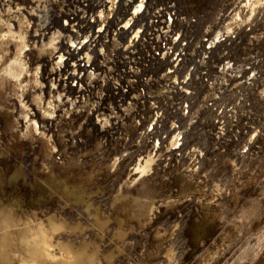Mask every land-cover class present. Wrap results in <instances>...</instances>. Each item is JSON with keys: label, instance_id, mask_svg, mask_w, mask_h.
Segmentation results:
<instances>
[{"label": "rangeland", "instance_id": "1", "mask_svg": "<svg viewBox=\"0 0 264 264\" xmlns=\"http://www.w3.org/2000/svg\"><path fill=\"white\" fill-rule=\"evenodd\" d=\"M211 1L185 3L202 8ZM15 2L61 10L50 0ZM21 41L0 36V208L24 222L50 216L65 222L67 229L57 236L97 250L102 264H264L262 149L236 167L226 161L215 175L189 172L188 160L160 168L150 156L132 167L117 163L106 132L86 109L70 106L63 83L44 80L47 95L62 101L55 116L35 103L42 54ZM8 46L9 57L18 51L30 58L32 70L22 85ZM51 49L44 54L46 77L58 78L59 60ZM34 111L48 120V136L27 129ZM147 160L152 169L136 176L134 168Z\"/></svg>", "mask_w": 264, "mask_h": 264}, {"label": "built area", "instance_id": "2", "mask_svg": "<svg viewBox=\"0 0 264 264\" xmlns=\"http://www.w3.org/2000/svg\"><path fill=\"white\" fill-rule=\"evenodd\" d=\"M50 1L65 36L60 83L117 163L188 160L215 175L264 156V0Z\"/></svg>", "mask_w": 264, "mask_h": 264}, {"label": "bare ground", "instance_id": "3", "mask_svg": "<svg viewBox=\"0 0 264 264\" xmlns=\"http://www.w3.org/2000/svg\"><path fill=\"white\" fill-rule=\"evenodd\" d=\"M42 1L40 0L39 3ZM60 15L61 10L56 11L50 8V5L41 9V5H38V3L37 6H33L32 4L22 5L20 2H15V0L0 1V36H10L15 40L20 38L22 40L21 44L24 43V47H29V50L38 48L42 54L36 67L40 75H37L38 79L36 81L40 87V92H35L36 98L34 99L35 103L44 110V114L50 115L55 113L57 103L62 102L61 99L57 100L53 93L50 96L47 95L44 81L50 78V82L58 86L62 80L59 77L62 74L61 63L64 59L65 36L61 32L60 22L57 20ZM16 23H18V26ZM25 24L27 29L24 34L22 28ZM31 30L32 32L34 30L35 33L31 34ZM3 32H6V34L3 35ZM30 36L34 40L31 41ZM54 40L57 42L54 43ZM66 42H72L71 38H68ZM15 45L18 46L17 43ZM50 49L54 51L57 56L56 59L59 60L57 62L58 69L54 72L59 75L58 78L57 76L51 78L53 75L46 77L48 75L46 68L48 64L46 63L47 60L44 59V54L48 53ZM10 50L11 47L9 46L5 49L7 58L13 60L15 57V78L22 85L21 80L26 77L24 74L30 73L32 70L29 62L30 58L27 52L22 54L18 51H15V54L13 53L14 56L9 57ZM25 106L28 107L29 104L26 103ZM31 114L28 113L27 115V129L30 132L35 129L45 137L48 136L51 128L46 117L37 111ZM150 160L139 163L134 168V174L143 177L145 172L147 173L152 169ZM66 227L65 222L51 216L38 218L37 220L29 219L28 222H24L16 215L14 218L7 209L0 208V264H102L97 250L89 252L86 246L76 248L62 237L57 236L60 232L65 231Z\"/></svg>", "mask_w": 264, "mask_h": 264}]
</instances>
